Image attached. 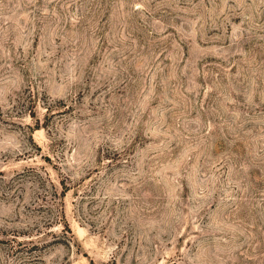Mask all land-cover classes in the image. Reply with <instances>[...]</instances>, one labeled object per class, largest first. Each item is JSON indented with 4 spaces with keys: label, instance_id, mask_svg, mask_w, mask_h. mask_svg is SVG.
I'll return each mask as SVG.
<instances>
[{
    "label": "rangeland",
    "instance_id": "374dc122",
    "mask_svg": "<svg viewBox=\"0 0 264 264\" xmlns=\"http://www.w3.org/2000/svg\"><path fill=\"white\" fill-rule=\"evenodd\" d=\"M0 264H264V0H0Z\"/></svg>",
    "mask_w": 264,
    "mask_h": 264
}]
</instances>
